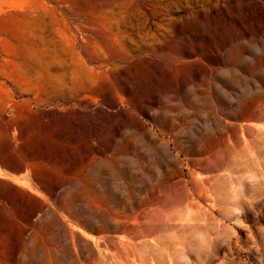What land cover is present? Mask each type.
Returning a JSON list of instances; mask_svg holds the SVG:
<instances>
[{
  "label": "rangeland",
  "instance_id": "1",
  "mask_svg": "<svg viewBox=\"0 0 264 264\" xmlns=\"http://www.w3.org/2000/svg\"><path fill=\"white\" fill-rule=\"evenodd\" d=\"M0 264H264V0H0Z\"/></svg>",
  "mask_w": 264,
  "mask_h": 264
}]
</instances>
